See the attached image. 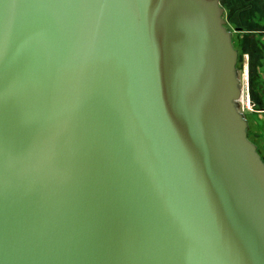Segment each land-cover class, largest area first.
Here are the masks:
<instances>
[{"label": "water", "instance_id": "1", "mask_svg": "<svg viewBox=\"0 0 264 264\" xmlns=\"http://www.w3.org/2000/svg\"><path fill=\"white\" fill-rule=\"evenodd\" d=\"M218 1L0 0V264H264Z\"/></svg>", "mask_w": 264, "mask_h": 264}, {"label": "flooded vegetation", "instance_id": "2", "mask_svg": "<svg viewBox=\"0 0 264 264\" xmlns=\"http://www.w3.org/2000/svg\"><path fill=\"white\" fill-rule=\"evenodd\" d=\"M218 4L222 8L224 27L230 32L233 47L237 51V65H242V58L246 57L247 68L253 66L254 70L248 73L247 80L249 104L241 111L246 115L247 111L254 110L261 131L264 128V0H219ZM252 88L254 98L249 92ZM249 127L248 123L247 137L252 141ZM254 144L258 152L257 144Z\"/></svg>", "mask_w": 264, "mask_h": 264}, {"label": "rangeland", "instance_id": "3", "mask_svg": "<svg viewBox=\"0 0 264 264\" xmlns=\"http://www.w3.org/2000/svg\"><path fill=\"white\" fill-rule=\"evenodd\" d=\"M241 58H242V56H241ZM242 59H244V61L242 60V63H243L242 65L241 64L237 65V63H236L237 75H238V79L240 80V88H242V85L244 87H248V86H246V83L248 80V73H249V71H248L249 67L247 68V66L245 64L246 57H243ZM252 68H253V66H252ZM260 81H262V79H260ZM263 82L264 81H262V83ZM250 91H251V89H249V92ZM251 97H252V95H251ZM238 110L241 111V109L239 108V105H238ZM256 114L257 113L254 112V110L253 111H247L246 115H244V117L246 118L247 123L250 124V127H249L250 138L252 139V141H254V143L257 144V147L259 148L258 154L260 153L259 155H261L262 159H264V128L261 131L258 128L257 122H256V119H257Z\"/></svg>", "mask_w": 264, "mask_h": 264}, {"label": "built area", "instance_id": "4", "mask_svg": "<svg viewBox=\"0 0 264 264\" xmlns=\"http://www.w3.org/2000/svg\"><path fill=\"white\" fill-rule=\"evenodd\" d=\"M246 86H247V83H246ZM244 94H245V97H244ZM248 94H247V87H244L242 85V88H241V94H240V97L239 99L237 100L238 101V105H239V108L242 110L245 106H248L249 104V101H248Z\"/></svg>", "mask_w": 264, "mask_h": 264}, {"label": "trees", "instance_id": "5", "mask_svg": "<svg viewBox=\"0 0 264 264\" xmlns=\"http://www.w3.org/2000/svg\"><path fill=\"white\" fill-rule=\"evenodd\" d=\"M254 69L252 67H249V73L252 72ZM251 95H252V98L254 97V93H253V88L252 90L250 91Z\"/></svg>", "mask_w": 264, "mask_h": 264}]
</instances>
